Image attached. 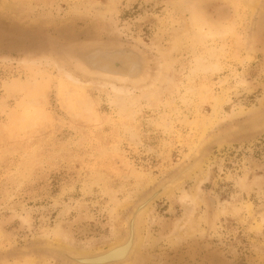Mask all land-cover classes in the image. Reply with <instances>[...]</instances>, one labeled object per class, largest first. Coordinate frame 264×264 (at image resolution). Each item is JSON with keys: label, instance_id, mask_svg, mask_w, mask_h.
Here are the masks:
<instances>
[{"label": "rangeland", "instance_id": "rangeland-1", "mask_svg": "<svg viewBox=\"0 0 264 264\" xmlns=\"http://www.w3.org/2000/svg\"><path fill=\"white\" fill-rule=\"evenodd\" d=\"M263 9L264 0H0V264H65L3 256L45 242L74 248L80 264L131 252L132 264H264V131L214 147L172 191L142 200L116 243L145 191L206 135L264 106ZM50 37L135 43L151 76L117 85L77 75L51 47L24 49Z\"/></svg>", "mask_w": 264, "mask_h": 264}, {"label": "water", "instance_id": "water-1", "mask_svg": "<svg viewBox=\"0 0 264 264\" xmlns=\"http://www.w3.org/2000/svg\"><path fill=\"white\" fill-rule=\"evenodd\" d=\"M261 26L262 25H259V27L257 26L258 31H261V29H263V26ZM42 47H51V49L59 56V58L77 75L95 80L113 82L117 85H125L131 87L142 85L148 81L153 69L151 57L144 49H142L135 43L114 38H77L71 41H63L56 37H50L31 41L28 45L24 46V49L29 53H34L39 51ZM262 114H264V106L257 111H254L253 113L247 115L242 120L231 123L230 125L228 124L225 127L210 133L206 136V139L211 141L209 148L212 150L214 147L219 145V142L212 140L214 136L228 133L229 130H232L234 133L223 140L224 144L262 133L264 131V123H260L261 125L255 124L257 123L255 122V119H257L256 117L262 116ZM196 152L197 150L193 151V153H191L182 164H180L175 170H173L163 179L158 181L150 189L145 191L136 200V202L131 206L129 212L126 215L125 226L129 214L136 207L138 202L143 198H148L149 196H151L153 191L157 190L158 187L164 183V181L172 179V177H175V175L177 174L176 177L178 179H176L174 182V185H177L185 181L187 178L191 177L193 173L197 171V168H194L192 171H186L185 173L180 174L182 169H184L185 166L189 164L191 158H193ZM174 187L175 186H173L172 188ZM172 188L168 189L167 191L165 190L163 194H157L152 200L149 201L147 205L150 206L162 195L169 191H172ZM124 234L122 238L117 241L119 242V244L124 242ZM45 246H47L45 245V243L28 245L23 249H16L15 251L9 250L5 252L3 256L10 253L13 254L24 252H40L57 257L65 264H73V262H70V260L68 261V259L66 260L63 257L61 258L60 254H57V252H52L49 247L47 248ZM110 246L111 245L99 250L102 251L109 248ZM132 255L127 261L118 264H132L136 254L133 256ZM130 259L132 260L130 261Z\"/></svg>", "mask_w": 264, "mask_h": 264}, {"label": "bare ground", "instance_id": "bare-ground-1", "mask_svg": "<svg viewBox=\"0 0 264 264\" xmlns=\"http://www.w3.org/2000/svg\"><path fill=\"white\" fill-rule=\"evenodd\" d=\"M260 23H264V14L262 13V16H261V18H260ZM262 26H264V25H262ZM72 78V77H71ZM72 80H73V78H72ZM95 80V79H94ZM101 81V80H100ZM105 82H108V81H105ZM108 83H113V82H108ZM113 84H116V83H113ZM123 86H125V85H123ZM225 99V98H224ZM258 110V109H257ZM257 110H255V111H257ZM254 112V111H253ZM252 112V113H253ZM251 114V113H250ZM249 115V114H248ZM257 119H260V116H258V117H256ZM257 119H255V120H257ZM255 122H257V121H255ZM259 123H257L256 125H258ZM259 125H261V124H259ZM233 128V127H232ZM231 129V128H230ZM232 133H234L232 130H229V133H223V134H219L218 136L216 135V136H214V138L212 139L213 141H216V142H219L218 144L219 145H217L218 147L219 146H222L224 143H223V140L226 138V137H228V136H230ZM207 136V135H206ZM206 136H205V138L201 141V143H199V145L193 150V151H195V150H197V152H196V154L193 156V158H191V161L190 162H193V160L195 159V157H196V155H198V152H200L199 150L202 148V147H204L205 145H207L208 143L210 144V142L211 141H209L208 139H206ZM230 143V142H229ZM228 142L226 143V144H229ZM225 145V144H224ZM210 146V145H209ZM209 146H208V148L206 149V151H207V153L205 154L206 156H205V158H203V160H201L200 161V163H199V165L198 166H196V168H197V170L198 169H200L201 167H202V164H203V162H204V160H206L207 159V157L209 156L208 154L210 153V148H209ZM193 153V152H192ZM189 157V156H188ZM189 162V163H190ZM187 166H188V164H187ZM187 166H185V168L187 167ZM185 168L184 169H182V171L180 172V173H182L183 172V170H185ZM189 171V170H188ZM183 173H185V172H183ZM194 174V173H193ZM177 175V174H176ZM175 175V176H176ZM173 178V177H172ZM169 181V180H168ZM165 182V181H164ZM160 184V183H159ZM159 186V185H158ZM175 186V185H174ZM163 188V190H161L160 192H162V191H165L166 189H165V187H166V185H164V186H162ZM159 188V187H158ZM171 189V188H170ZM173 189V188H172ZM159 191V190H158ZM156 193H157V191H156ZM155 192L152 194V196H156L157 194H156ZM164 193V192H163ZM159 194V193H158ZM150 197V196H149ZM144 199H146V198H143V199H141L139 202H138V204L136 205V207L139 205V203L142 201V200H144ZM152 199V198H151ZM148 202V201H147ZM143 206H145L144 204H142L139 208L141 209V208H144ZM136 207L131 211V213L129 214V216H128V218H130V216L132 215V212L133 211H135V209H136ZM128 220L129 219H127V222H126V226H125V229H124V232H125V236H124V242L123 243H120L119 244V242H116L117 243V245H121V244H124L125 243V241H126V237H127V235H126V231H127V225H128ZM141 221H142V217L140 218V225H141ZM139 237H141V226H140V232H139ZM131 240V239H130ZM45 245H47V246H45V247H49V249L52 251V252H57V254H60V256H61V258L63 257L64 259H68V261L70 260V262H73V264L75 263V264H80V262H76V261H74V260H72V256H75V255H77V254H79L78 252H75L74 250V248L72 249V248H67V247H63V246H61V245H57V244H54V243H50V242H45ZM114 246V245H113ZM69 247V246H68ZM120 247V246H119ZM112 248V247H111ZM110 247L109 248H107V249H104V250H102V251H100V250H96V251H90V253L91 254H99V253H104V252H107L108 250H110L111 249ZM140 249V248H139ZM124 251V250H123ZM122 251V252H123ZM115 252V251H114ZM138 252H134V254H133V252H131V254L127 257V258H125V259H122V260H107L106 262H103V263H101V264H118V263H121V262H125V261H127L130 257H131V255L133 254V255H135V254H137ZM132 255V256H133ZM115 256H117V254H115L114 255V257ZM77 257V256H76ZM133 259V258H132ZM132 259H130V261L132 260ZM76 260H78L77 258H76Z\"/></svg>", "mask_w": 264, "mask_h": 264}]
</instances>
